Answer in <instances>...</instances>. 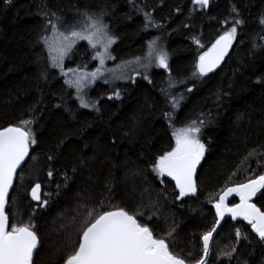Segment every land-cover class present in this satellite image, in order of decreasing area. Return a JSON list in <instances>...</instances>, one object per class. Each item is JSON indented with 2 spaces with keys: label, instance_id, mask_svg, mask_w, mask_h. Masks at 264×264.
I'll return each instance as SVG.
<instances>
[{
  "label": "trees",
  "instance_id": "obj_1",
  "mask_svg": "<svg viewBox=\"0 0 264 264\" xmlns=\"http://www.w3.org/2000/svg\"><path fill=\"white\" fill-rule=\"evenodd\" d=\"M44 5L66 23L79 18L78 10H103L117 37L111 49L117 60L148 54L149 42L156 40L155 47L167 53L168 69L152 58V68L135 82L130 79L110 92L96 86L92 97L99 98L98 111L80 108L38 42L45 34ZM145 12L159 27L144 28ZM262 16L264 0H210L206 8L193 0H0V128L33 120L37 141L14 181L6 211L12 222L31 218L35 225L40 237L35 264H64L95 215L117 206L147 223L186 264H195L202 256V235L215 226L213 205L219 195L264 173V49L253 47L264 45ZM234 18L244 23L224 64L208 76H194L199 56L233 26ZM87 52L85 43L78 44L66 67L87 58ZM170 81L176 87L168 88ZM162 89L183 95L176 110ZM115 92L119 98L109 99ZM200 119L206 123L201 134L206 152L197 192L177 199L173 183L153 166L175 146L173 130ZM37 183L46 206L30 199ZM253 202L264 211L260 192ZM237 203L230 200L231 206ZM210 261L264 264V243L248 223L227 220L213 241Z\"/></svg>",
  "mask_w": 264,
  "mask_h": 264
},
{
  "label": "snow or ice",
  "instance_id": "obj_2",
  "mask_svg": "<svg viewBox=\"0 0 264 264\" xmlns=\"http://www.w3.org/2000/svg\"><path fill=\"white\" fill-rule=\"evenodd\" d=\"M6 3L10 4L11 0H6ZM193 3L206 8L210 0H193ZM233 12L236 17H239L235 8ZM41 13L45 19V34L38 42H41L47 51L48 63L51 68L60 70L65 77V84L75 88L81 107L96 108L97 102L85 100L87 95L85 89L91 88L98 78L104 76L102 68L106 60H115L110 49L116 43L117 37L110 32L108 24L105 23L106 13L103 10L99 13L89 12L86 9L78 10L79 18L71 23H66L62 15L48 10L46 5L42 6ZM144 18L145 29L149 26L159 27L155 25L150 13L145 12ZM258 22L264 28V16ZM243 23V20L234 18L233 26L199 56L194 76L197 74L200 77L208 76L220 66L237 38L238 28ZM49 32L50 35L47 34ZM79 41H87L89 47L94 50L92 59L98 60L101 67L92 72L81 71L79 67L65 70L64 61L69 58V54L73 52ZM195 42L203 47L199 40ZM156 43V40L149 42V59L144 67L151 66L154 56L158 67L167 70L169 67L167 53L157 49ZM253 47L264 49V45L254 44ZM139 62L140 57H137L135 63ZM132 64L133 61H123L118 68L125 69ZM111 75L113 79H132L135 82L134 77L126 74L118 75L111 71ZM144 78L148 77L145 75ZM104 83H109L107 77L104 78ZM174 87H176L175 82L170 81L168 88ZM186 91L192 92L193 89L187 88ZM162 92L169 98L172 109L176 110L183 95L177 97L169 93L167 89H162ZM114 94L116 98H119V92ZM109 99L112 97L110 96ZM165 115L170 117L171 113H165ZM33 122V120H21L17 126L0 128V264H35L34 254L38 252L40 246V237L35 230V225L31 223V218L28 223H15L10 221L9 212L6 211V206L9 204V191L13 188L14 180L18 176L17 169L21 168L22 163L29 157L30 148L37 143L31 130ZM205 126V119H200L173 130L175 146L160 155L154 163L153 171L159 177L166 176L175 181V188L179 190L177 199L195 195L197 192V166L206 152V146L201 141L202 129ZM52 174L50 170L48 176L51 177ZM20 179L23 177L21 176ZM161 182L163 183V180ZM40 188L39 183L35 184L31 189V198L40 202L42 206H46L48 201L41 200ZM262 189H264V175H259L254 179H249L246 183L229 187L219 195L218 201L214 204L218 217L216 226L202 235V256L195 264H211L209 258L211 256L210 245L214 239L213 233L216 232L220 220H223L226 214L230 215L233 220L240 217L247 221L252 231L259 236L261 241H264V211L252 202V198L258 192L264 197ZM233 193L239 196L240 202L229 207L226 201ZM101 207H103V202H101ZM88 215L92 216V212ZM240 236L241 232L237 229V246ZM244 238L247 239V236ZM236 250L234 246L227 254L229 259L233 257ZM64 264H186V261L171 250L165 239L157 238L154 230L147 223L141 222L136 215L129 214L127 210L117 206L114 210H103L95 215L82 230L78 246L66 257Z\"/></svg>",
  "mask_w": 264,
  "mask_h": 264
},
{
  "label": "rangeland",
  "instance_id": "obj_3",
  "mask_svg": "<svg viewBox=\"0 0 264 264\" xmlns=\"http://www.w3.org/2000/svg\"><path fill=\"white\" fill-rule=\"evenodd\" d=\"M80 43H85L86 44L87 49L89 51V52H87L88 53V57H87L88 59L84 55V56H82L81 59H78V61H76L75 65L70 66V67H66V64L71 62L70 57H71L72 53H70L69 54V58H66L65 61H64L65 70H67L69 68L75 69V68H78L79 66H81V67H79L81 71L92 72V71H95L96 68L101 67L98 60L92 59V57L94 55V50H92L89 47L87 41H79L76 44V46L78 44H80ZM113 45H112V47H113ZM112 47H111V49H112ZM74 49H73V51H74ZM111 49H110V52H111ZM100 50L102 51L103 49L101 48ZM111 54H112V52H111ZM112 55L114 56V54H112ZM137 57H140V62L139 63H135ZM152 58H154V56ZM148 59H149L148 54H144L142 56H134V57L129 58V59L117 60L116 57H115V60H106L104 66L102 68V71L104 72V76H101L100 78H98L94 82V84L92 85L91 88L85 89V92L87 93V95L85 96V100L90 101V102H97L96 103V108H92V107L83 108V107H81L80 100L77 98V93H76L75 88H71L67 84L66 85L74 91L75 96H76V100H77L78 105L80 106V108H82L84 110H88V111H97L99 98L98 99H94L92 97L93 96L92 95L93 89L96 86H102V87L105 88L106 91L110 92L113 89H116L119 85L126 84L127 82H129L130 79H113L112 75H111V71H114L118 75L119 74H126L129 77H134L135 78L138 75V73L146 72L148 69L152 68V66H150L148 68L144 67V65L147 64ZM123 61H133V64L130 67L125 68V69L118 68V65H121ZM133 69H134V71H133ZM56 70L60 73V75L63 77L64 82H65V77L61 74L60 70L59 69H56ZM105 77H107L109 79V83H107V84L104 83V78ZM111 97L112 98H116V96H111Z\"/></svg>",
  "mask_w": 264,
  "mask_h": 264
},
{
  "label": "water",
  "instance_id": "obj_4",
  "mask_svg": "<svg viewBox=\"0 0 264 264\" xmlns=\"http://www.w3.org/2000/svg\"><path fill=\"white\" fill-rule=\"evenodd\" d=\"M214 43H215V42H214ZM214 43H213V44H214ZM233 44H234V42H233ZM211 46H212V45H211ZM211 46H210V47H211ZM210 47H209V48H210ZM209 48H208V49H209ZM232 48H233V45H232V47L229 49V53H228V55L225 56L224 60L221 62L220 66H219L217 69H219V68L224 64L225 60L227 59V57H228L229 54L231 53ZM208 49H207V50H208ZM207 50H206V51H207ZM198 61H199V59H198ZM217 69H215V71H216ZM215 71H214V72H215ZM212 73H213V72H212ZM209 74H211V73H209ZM29 155H30V152H29ZM28 158H29V157H27V158L25 159V162L22 163L21 168H22V166L26 163V161H27ZM199 167H200V164L197 166V173H198ZM21 168H20V169H21ZM20 169H17V173L20 171ZM262 175H264V173H263ZM196 176H197V174H196ZM168 178H169V180L173 183V185L175 186V181H173L170 177H168ZM14 181H15V180H14ZM236 186H238V185H236ZM236 186H232V187H236ZM11 190H12V189H10L9 194H10ZM176 190L179 192L178 189H176ZM221 194H223V192H222ZM221 194H220V195H221ZM39 195L41 196V188H40V193H39ZM191 196H193V195H189V196H185V197H191ZM232 198H237V199H238V203L240 202V200H239V196H237L235 193H233L231 196L228 197V199H227V201H226V203L228 204L229 207H232V206H233V205H232V206L230 205V200H231ZM30 199H31V201H32L35 205H40V202L32 200V198H31V192H30ZM218 199H219V198H218ZM254 199H255V197L252 198V202L254 201ZM238 203H237V204H238ZM253 203H254V202H253ZM6 208H7V206H6ZM213 210H214V213H215V216H216V210H215L214 205H213ZM217 220H218V217L216 216V221H217ZM227 220H230V221H233V222H245V223H247V221L243 220V219L240 218V217H238L237 219L233 220V219L231 218L230 215H227V214H226L225 217H224V219H223V220H220V223H219V226L217 227L216 232L213 233V237H214V239L216 238L218 232L220 231V229L222 228V226L224 225V223H225ZM215 226H216V223H215ZM251 231H252V228H251ZM252 232H253V231H252ZM253 234L258 238L259 241H261L260 238H259V236H258L255 232H253ZM214 239H213V241H214ZM213 241L211 242V245H210L211 248H212ZM261 242L264 243V241H261ZM202 243H203V242H202ZM209 259H210V258H209Z\"/></svg>",
  "mask_w": 264,
  "mask_h": 264
}]
</instances>
